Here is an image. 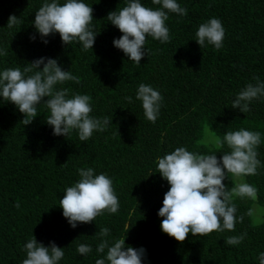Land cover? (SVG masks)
Instances as JSON below:
<instances>
[{
	"label": "trees",
	"instance_id": "16d2710c",
	"mask_svg": "<svg viewBox=\"0 0 264 264\" xmlns=\"http://www.w3.org/2000/svg\"><path fill=\"white\" fill-rule=\"evenodd\" d=\"M43 2L0 0V49L7 50V55H0V71L23 69L41 57L57 59L63 70L80 77L79 84L70 81L62 87L89 95L90 115L107 116L112 124L84 142L76 130L66 137L54 136L45 123L49 113L44 105L24 126L18 109L0 98V264H22L23 247L32 235L46 247L54 242L65 248L58 264H95L103 255L95 251L100 242L96 232L103 227L110 229V241L125 238L126 246L144 248L143 264H259L258 256L264 252V97L252 101L249 113L232 109L231 104L248 83H256L254 76L264 82V0H177L188 9L187 16L169 13L170 42L146 37V56L139 65L113 46L122 33L106 19L127 0H84L93 8L97 34L91 50L77 42L64 46L59 34L44 38L48 40L44 44L33 25ZM141 3L158 7L151 0ZM10 15L23 23L9 29ZM213 17L225 29L220 50L207 43L200 48L195 41L199 25ZM32 35L35 40H30ZM141 83L163 97L155 123L144 117L142 102L135 98ZM209 126L221 137L240 128L261 133L258 174L242 178L258 189V196L235 199L236 216L243 215L244 220L234 232L204 237L189 233L185 241L177 242L160 229L157 213L169 185L157 172L156 162L177 147L219 159L229 149H217L206 137ZM82 167L112 179L120 207L116 214L105 212L73 229L62 216L59 200L78 181L77 169ZM224 183L232 186L231 180ZM17 202L19 208L14 206ZM254 205L262 210L260 223L255 221ZM244 232L247 237L239 245L225 243L227 237ZM81 243L93 251L81 256L76 251Z\"/></svg>",
	"mask_w": 264,
	"mask_h": 264
},
{
	"label": "clouds",
	"instance_id": "9594fccd",
	"mask_svg": "<svg viewBox=\"0 0 264 264\" xmlns=\"http://www.w3.org/2000/svg\"><path fill=\"white\" fill-rule=\"evenodd\" d=\"M151 4L158 7L143 5L141 0H127L126 6L110 11L106 16L109 23L122 33L113 40V46L137 65L146 56V37L150 36L162 44L170 42L166 26L169 13L181 17L188 14V9L177 0H151ZM93 20V8L84 0H64L63 4L60 0H44L35 12L33 25L44 44L48 43L44 38L59 34L64 46L77 42L83 50H91L97 36L92 27ZM22 23L20 18L10 15L7 27L11 29ZM195 37L200 48L207 43L220 50L225 37L221 20L213 17L201 23ZM35 38V35L30 36V40ZM0 55H7V50L0 49ZM253 80L255 84L248 83L235 96L232 109L249 113L252 101L264 97V82L256 76ZM70 81L79 84L80 77L63 70L57 59L41 57L27 63L23 69L14 67L0 71V98L18 109L24 117L20 121L24 126L33 122L38 116V106L44 105L49 113L45 123L52 128L54 136L66 137L76 130L79 140L84 142L94 132H104L112 123L107 116L96 118L90 115L89 95L71 93L69 88L62 87ZM135 98L142 102L144 117L155 123L163 101L160 92L141 83ZM124 99L132 103V97ZM208 130L217 149L225 146L229 149L219 159L216 154H199L177 147L156 162L157 172L169 185L157 213L162 218L160 229L177 242L185 241L189 233L194 237H204L212 232H234L235 225L244 220L243 215L236 216L235 199L255 200L258 196V189L242 178L258 174L261 162L257 148L261 144V133L240 128L226 131L221 137L210 131V126ZM77 172L78 181L67 187L59 200L62 216L70 227L75 229L78 224L91 223L105 212L116 214L120 204L112 179L104 173L95 174L90 167L79 168ZM225 180L238 182L231 183L229 188ZM14 206L19 208L20 203ZM251 214V211L247 213ZM96 236L100 242L95 251L103 255L96 259L95 264H143L144 248L126 246L125 238L110 241V229L107 227L100 228ZM246 237V232L229 236L225 243L236 246ZM64 249L54 242H49L46 247L32 235L23 247L26 258L22 264H58L65 255ZM76 251L85 256L93 249L81 243ZM258 259L259 264H264V252Z\"/></svg>",
	"mask_w": 264,
	"mask_h": 264
},
{
	"label": "rangeland",
	"instance_id": "374dc122",
	"mask_svg": "<svg viewBox=\"0 0 264 264\" xmlns=\"http://www.w3.org/2000/svg\"><path fill=\"white\" fill-rule=\"evenodd\" d=\"M210 131H211V130H210ZM205 132H206V137L209 136L208 139L214 142V139H213V137H211V133L209 132L208 128H206ZM231 182L234 183V182H236V181H232V180H231ZM260 211H262V210H261L258 206L254 205V207H253V212L255 213V217H257V219H255V221H256L257 223H260V222L263 221L262 218H259V216H260Z\"/></svg>",
	"mask_w": 264,
	"mask_h": 264
}]
</instances>
